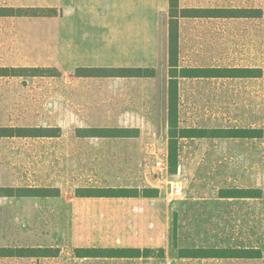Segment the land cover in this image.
Wrapping results in <instances>:
<instances>
[{"label": "rangeland", "instance_id": "obj_1", "mask_svg": "<svg viewBox=\"0 0 264 264\" xmlns=\"http://www.w3.org/2000/svg\"><path fill=\"white\" fill-rule=\"evenodd\" d=\"M180 7L263 11L259 19H181L180 67L261 69L262 76L180 80L178 108L179 132L255 129L262 131V137L180 139L178 167L174 168L169 163V127L164 122L156 130L159 135L155 143L148 128L139 143H101L94 147L100 151L99 157L85 158V152L90 155L91 144L73 139L75 129L69 126L74 113H68L62 104L66 103V95L62 94L68 80L58 70H31L40 66L26 63L33 59L29 55L33 49L21 48L11 41V32L2 33L13 20L0 18V68L29 69L17 71L22 77L0 78V127H60L62 131L59 139L0 138V188H13L18 194V189L28 188L60 191L58 201L33 203L27 199L15 209L18 215L29 217L30 226L36 228L38 218L58 217L54 230L58 226L60 254L55 250H35L37 257L0 259V264H104L77 259L75 247L108 244L110 240L102 239H115L113 227L117 225L113 221L117 217L128 222L131 229L130 223L137 222L141 213L148 216L146 211L151 207L108 199H77V191L87 188L158 189L164 208L154 211L156 216H162L161 223L170 222V246L168 250H154L153 260L141 263H165L163 259L171 258L180 249L227 248L256 249L261 256L189 259L183 263L264 264V0H181ZM42 13L46 17L50 14ZM53 92H60L59 110L52 104ZM115 114L102 115L109 123ZM158 161L165 162L168 171L158 170ZM177 188L180 194H176ZM236 189L253 190L254 198L222 197ZM156 221L161 225L159 219ZM5 227L6 234H0L8 239L9 225ZM48 227L45 232L51 230V223L45 220L43 228ZM130 233L134 232L129 230L124 235Z\"/></svg>", "mask_w": 264, "mask_h": 264}, {"label": "crops", "instance_id": "obj_2", "mask_svg": "<svg viewBox=\"0 0 264 264\" xmlns=\"http://www.w3.org/2000/svg\"><path fill=\"white\" fill-rule=\"evenodd\" d=\"M0 8L51 11L52 16L44 18L7 17L5 19H12L13 22L5 26L2 33L11 32V41L19 43L21 48L33 49V52L29 54L33 59L26 61V63L40 65L33 68L58 70L68 80L67 90L62 94V96L66 95V103L63 101L62 104L66 105L68 113H74L75 119L69 126L75 129L73 139L76 143L91 144L90 155L85 152V158L99 157L100 151L94 147L101 143L117 141L125 142V144H133L134 141L139 143L147 133L144 129L148 128L151 129L152 143H155L159 135L156 130H159L164 122L167 128L169 127V0H0ZM120 68H150L156 69L157 73L153 78L107 77L104 74L96 77H82L76 74L81 69ZM59 96L60 92L52 93V104L58 106L57 110L60 106ZM103 113L116 114L113 116L114 119L111 118V121L107 123ZM112 129L125 130L126 136L121 138L93 136L101 130ZM168 130L166 140L169 138ZM87 147L88 145L85 149ZM76 198L86 201L108 199L112 202H135L138 205L150 206L151 209L146 211L148 216H143L144 214L141 213L142 215L137 217V222L130 223L131 229L128 222H121L122 218L117 217L113 221V224L117 225L116 228L113 227V231H116L115 239L113 237L102 239L110 240L108 244L94 243L90 246L75 247V251L78 249H150L152 251L158 248L169 249L170 222L161 223L162 216H156L157 212L154 211L155 208H164L158 197L81 198L76 194ZM27 199L32 200L33 203L37 201L44 203L58 201L59 197H0L1 234H6L8 226L5 227V225H9L8 239L6 235L0 234V248L55 250L60 254L58 226L54 230V224L59 223L58 217L55 220L53 215L50 218H38L39 224L36 228L30 226L32 221L29 217L24 218L15 213L18 203L26 202ZM157 219L160 220L161 225L157 224ZM45 220L51 223V230L48 232L45 231L49 227L43 228ZM23 223L27 225L21 227ZM129 230L134 233L124 235ZM111 235L113 236V234L109 236ZM75 257L82 261H103L104 264L114 261H117L116 264H161L141 263L145 260H153L152 256L148 258H79L75 254ZM7 258L13 259V257L0 259ZM163 260L166 262L162 264H185L183 262L189 259L180 258L179 252L174 251L171 258L167 257Z\"/></svg>", "mask_w": 264, "mask_h": 264}, {"label": "trees", "instance_id": "obj_3", "mask_svg": "<svg viewBox=\"0 0 264 264\" xmlns=\"http://www.w3.org/2000/svg\"><path fill=\"white\" fill-rule=\"evenodd\" d=\"M40 9L30 8H0V18L7 17H46ZM48 17L51 11H46ZM263 17L261 9H182L179 0H169L168 21V124H169V163L172 167H178V144L180 139L197 138H229V139H258L262 137L261 130L255 129H217L212 132L201 129H181L178 127L179 87L180 80L184 79H234V78H260L261 69H220V68H182L179 62L180 20L181 19H259ZM37 68H33L34 70ZM29 69L0 68V78L22 77L17 71ZM42 70H52L44 68ZM156 69L150 68H120V69H81L77 76L96 77L104 74L107 77L121 78H153ZM98 132V131H97ZM60 128H13L0 127V138H52L61 136ZM97 137L121 138L126 136V131L121 129L101 130ZM19 194L13 188H0V197H33L52 198L60 197L58 189L54 193L47 188L18 189ZM253 190H232L224 193L223 198H254ZM77 197L81 198H157L158 189H129V188H104V189H80ZM43 251V250H39ZM34 249H4L0 248V258L13 257H37ZM153 251L150 249H78L75 254L79 258H148ZM180 258L187 259H257L261 252L256 249H222V248H194L180 249ZM48 257V256H44Z\"/></svg>", "mask_w": 264, "mask_h": 264}, {"label": "built area", "instance_id": "obj_4", "mask_svg": "<svg viewBox=\"0 0 264 264\" xmlns=\"http://www.w3.org/2000/svg\"><path fill=\"white\" fill-rule=\"evenodd\" d=\"M157 168H158V170H161V171H165V170L168 171V165L163 161L157 162ZM180 193H181V189L177 188L176 194H180Z\"/></svg>", "mask_w": 264, "mask_h": 264}]
</instances>
